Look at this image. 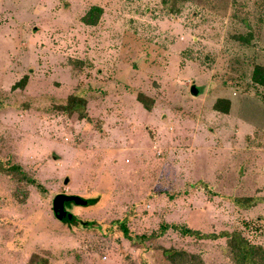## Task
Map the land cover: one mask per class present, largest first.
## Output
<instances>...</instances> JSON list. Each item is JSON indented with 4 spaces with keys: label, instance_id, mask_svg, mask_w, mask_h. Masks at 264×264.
<instances>
[{
    "label": "rangeland",
    "instance_id": "1",
    "mask_svg": "<svg viewBox=\"0 0 264 264\" xmlns=\"http://www.w3.org/2000/svg\"><path fill=\"white\" fill-rule=\"evenodd\" d=\"M179 2L0 0V162L46 189L24 186L21 203L0 174V264H167L164 249L193 255L178 264H236L226 237L170 229L147 246L111 228L124 218L133 236L164 223L239 232L264 254V89L249 80L264 66V0ZM70 94L85 116L56 109ZM58 195L100 200L70 205L65 225Z\"/></svg>",
    "mask_w": 264,
    "mask_h": 264
},
{
    "label": "trees",
    "instance_id": "2",
    "mask_svg": "<svg viewBox=\"0 0 264 264\" xmlns=\"http://www.w3.org/2000/svg\"><path fill=\"white\" fill-rule=\"evenodd\" d=\"M181 1V2H179ZM183 1L187 0H174V4L177 2L182 3ZM98 8H92L88 13L84 15L82 18V21L87 25H96L98 22ZM240 23L245 24L247 26V17H241L238 16ZM253 34L250 33V30L244 35L235 36L236 39H239V41L242 44L249 45L251 43ZM252 66L250 72H249V80L251 81V84L254 86H259L264 89V66L259 63H251ZM28 77L24 76L20 81H18L13 87H21L23 88L26 85ZM137 100L143 105V107L147 110L151 109V100L150 98L144 96L143 94L139 93L137 95ZM230 106V102L225 99H219L214 104V109L223 113H227ZM86 107H87V101L78 95L70 94L64 103H61L56 106V109L59 112L65 113L69 116H71L74 113L79 114V116L83 117L86 115ZM0 174L8 175L11 180L18 185V192L15 193L13 196L16 200L20 201L21 203L24 202L26 199V192L22 193L21 190L26 185H31L38 189V191L45 195L46 189L44 186L37 181L34 177H32L30 174H28L19 164H2L0 162ZM87 201V205L84 208H88L91 206H96L99 203V196L91 197V198H84ZM74 205V204H70ZM69 205V206H70ZM74 219H76L74 217ZM65 225H71L73 223L65 222ZM96 224V222H89L86 225L90 228H93V226ZM111 228H115L116 231L120 232L122 236L133 242V243H140V244H147L148 243L162 237L168 230L174 229L178 232H180L181 235H187V236H194L199 239H217L226 237L228 238V249L233 254V259L236 261V264H264V254L263 249L261 247L253 246L249 243L247 239H245L241 233L239 232H222L218 235L215 234H200L198 231L188 229L187 227H180L177 225H170V224H162L157 232L151 233L148 236L140 235V236H133L131 231L128 227V219L124 218L122 220H116L111 222ZM163 254L165 255L167 259V264H178V259L181 256H193L190 255L183 250H175V249H164ZM40 260V262H39ZM200 262V260H199ZM194 262H190V264H193ZM197 263V262H196ZM202 264V261L200 262ZM28 264H48V262L44 259H38L37 255H32Z\"/></svg>",
    "mask_w": 264,
    "mask_h": 264
},
{
    "label": "water",
    "instance_id": "3",
    "mask_svg": "<svg viewBox=\"0 0 264 264\" xmlns=\"http://www.w3.org/2000/svg\"><path fill=\"white\" fill-rule=\"evenodd\" d=\"M191 94L193 96L197 95V90L194 86L191 87ZM68 180L64 181V184H67ZM70 204H74L78 207H85L87 205V201L76 195H58L55 197L53 202V213L57 220L61 221L62 223L69 222V223H75L74 216L65 210V206H69ZM83 226H85V223L80 222Z\"/></svg>",
    "mask_w": 264,
    "mask_h": 264
},
{
    "label": "flooded vegetation",
    "instance_id": "4",
    "mask_svg": "<svg viewBox=\"0 0 264 264\" xmlns=\"http://www.w3.org/2000/svg\"><path fill=\"white\" fill-rule=\"evenodd\" d=\"M65 210L69 212V206H65Z\"/></svg>",
    "mask_w": 264,
    "mask_h": 264
}]
</instances>
